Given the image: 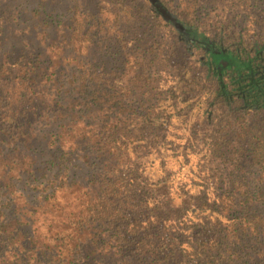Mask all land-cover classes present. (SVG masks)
I'll use <instances>...</instances> for the list:
<instances>
[{"label": "trees", "instance_id": "1", "mask_svg": "<svg viewBox=\"0 0 264 264\" xmlns=\"http://www.w3.org/2000/svg\"><path fill=\"white\" fill-rule=\"evenodd\" d=\"M0 264H264V0H0Z\"/></svg>", "mask_w": 264, "mask_h": 264}, {"label": "rangeland", "instance_id": "2", "mask_svg": "<svg viewBox=\"0 0 264 264\" xmlns=\"http://www.w3.org/2000/svg\"><path fill=\"white\" fill-rule=\"evenodd\" d=\"M176 1H177V2H180V0H176ZM17 202H18V205H19V206H18V207H19V210H18V211H19V212H22V210H23V208H24V206H23L24 204H23V202H22L21 200H18ZM22 206H23V207H22ZM7 258H8V259H12V254H8V255H7Z\"/></svg>", "mask_w": 264, "mask_h": 264}]
</instances>
